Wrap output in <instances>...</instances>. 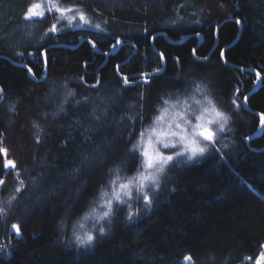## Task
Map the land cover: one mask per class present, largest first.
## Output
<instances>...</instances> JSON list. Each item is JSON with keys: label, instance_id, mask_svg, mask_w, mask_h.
Returning <instances> with one entry per match:
<instances>
[{"label": "trees", "instance_id": "16d2710c", "mask_svg": "<svg viewBox=\"0 0 264 264\" xmlns=\"http://www.w3.org/2000/svg\"><path fill=\"white\" fill-rule=\"evenodd\" d=\"M37 1L0 0V91L5 93L0 149H7V156L0 154V180L6 184L0 186V207L11 201L8 215L0 217V264H187L188 255L193 264H258L264 253V150L255 148L264 146V135L246 142L260 116L243 106L257 74L241 68L262 73V85L248 105L264 113V0H56L84 13L88 23L81 20L75 27H60V11L53 9L24 19ZM230 17L239 18L243 30L224 51L226 62L221 50L235 40L239 25L224 21L213 49V24ZM53 24L56 32L49 31ZM199 33L204 40L194 56ZM150 34H158L153 41L158 52ZM81 37L87 40L77 48L47 49L44 77L38 50L78 44ZM117 39L124 44L107 55ZM159 52L167 62L163 73L127 76L161 68ZM13 61L26 62L44 79L33 80ZM121 77L129 78L127 84ZM192 81L208 90L206 100L228 117L223 120L227 144L218 142L206 155L176 167L165 165L150 186L159 184L155 192L146 187L148 181L143 185L151 197L148 208L137 201L136 189L130 200L121 196L131 205L127 208L113 193L125 178L144 170L143 137L165 107L172 109L163 99L173 104L179 99L183 112L198 109V97L205 99L185 91ZM69 91L75 96L64 103ZM132 151L139 153L135 161ZM6 160L15 168H5ZM110 180L117 182L110 186ZM25 187L26 192L17 191ZM101 191L108 192L112 212L102 221L89 216L94 239L90 246L80 245L75 226L92 208L100 214ZM14 223L21 226L19 235L11 231Z\"/></svg>", "mask_w": 264, "mask_h": 264}, {"label": "snow or ice", "instance_id": "6c2138e0", "mask_svg": "<svg viewBox=\"0 0 264 264\" xmlns=\"http://www.w3.org/2000/svg\"><path fill=\"white\" fill-rule=\"evenodd\" d=\"M37 7H39V5H31V6H29L27 11L25 12L24 19H28L30 17H33L34 15L43 16L44 15L43 13H37V12L34 11V9L37 8ZM59 11H61L63 13V12L73 11V9L65 8V9H59ZM76 11L79 13V19L84 21L85 23H88V21L85 20L84 13L83 12H79V9H76ZM67 19H68L69 22H71V21L76 20L77 16H68ZM233 19H234V22L236 24L242 25V22H241V20L239 18H233ZM196 22L198 23L199 21H196ZM105 23H107V22L105 21ZM94 27L99 29L100 25L99 24H95ZM213 27L216 30L214 32V35H216L218 33V31H219L220 25H217V24L214 23ZM49 31L50 32H56L57 31L56 25L53 24L52 28L49 29ZM144 31H147V30L145 29ZM150 39L154 41L156 39V37L150 34ZM121 44H122V41L117 39L116 44H113L112 48L115 49L116 47L120 46ZM46 52H47V49L38 50L37 58L39 59V58L43 57V58L46 59ZM29 55H33V53H29ZM158 55H159V57L161 59L164 58V54L163 53H159ZM193 55H196V50L195 49H193ZM173 59H174V61L177 64L179 63V57H174ZM207 59H208V57H204L203 61H206ZM221 59L222 60L224 59V50H221ZM120 67H121L120 65H116V68L118 70V75H119ZM159 71H160V69H157L156 70V74H158ZM140 75L145 77V78L148 77L147 73H142ZM121 79H123L126 84H127L128 80H129L128 77H121ZM145 82H147V79H145ZM136 83H139V81H136ZM93 87H95V86H93ZM185 91L186 92L194 91V92H197V93H202L204 91V88L199 83H197L196 81H192L191 84L188 86V88L185 89ZM236 92L239 93L240 89L237 88ZM74 96H75V93L72 92V91H69L67 93V96L65 97L64 103H67V97H74ZM247 100H248V97L245 96L244 97V101L246 102ZM77 103H80V102L78 101ZM83 103H87V98H85L83 100ZM197 103H199V102H197ZM208 103L211 104V101H208ZM163 104L168 105L169 107H172V108H176L177 105L181 104V101L179 99H177L176 103L173 104V103H171L170 99H163ZM62 110H63V104L61 105V111ZM205 111L206 112H212L217 117H221L225 122H227L228 117L223 115V113L216 111V109L214 107L213 108H206ZM167 112H168V107H165L162 110L161 116L157 117V119L158 120L163 119L164 114H166ZM55 115H56V113H53V116H55ZM184 115L185 114L182 111L181 112H177L173 118L174 119L183 118ZM259 115H260V124L262 126H264V113H260ZM184 122H185V124L190 123L187 120H185ZM33 126L38 131L41 130L40 129V125L38 123L33 122ZM175 127H176V131H174L172 133V135L179 137L181 142H186L187 147H185L183 153H177L175 158L172 155H169L166 158H161L160 163L156 166L157 167V171H163L165 164H169L170 163L171 167H176L177 165H179L181 163H184L186 161H192L193 158L196 157L198 153L199 154H203L205 152V148L196 146V144H197V139L196 138H197L198 135H203V137L205 138L206 141H212L213 140V134L210 131H208L207 129H204L203 132H197L198 128H203L202 124L194 125L191 128V130H189L187 127H183L180 123H177L175 125ZM224 128H225V124L221 123L219 125V130L221 132H223ZM141 135H143V133H141ZM37 142H39V137L38 136H37ZM136 147H137L136 145H133V149H135ZM165 147L166 148L167 147H173L174 148V146H170V145H165ZM225 147H227V145H225ZM187 152H190V155H187L185 157V153H187ZM0 154H3L4 156H7V149H0ZM130 155L133 157V160L135 161L138 158L139 153L135 152V151H132V152H130ZM144 155L147 156L148 153H144ZM15 166L16 165L14 164V162L12 160H6V163L4 165L5 168H15ZM140 167L142 169H144V171H139L138 174L136 176H134V177L125 178L127 180V182L119 184V188L121 190L127 189V191L124 192V195L127 196L128 199L130 200L132 198L131 189H132V187L134 185L136 190L139 193V195L136 198L137 201H143L145 203V207L147 209L148 206L151 204V197H149L145 193L143 185L147 181H152V182L156 181V176L152 172V169L154 167L152 159L149 158L146 163H141ZM114 171L116 173H118L119 169H116V170L109 169L110 173H113ZM119 179H120V177L117 175V180H119ZM116 182L117 181L110 180L109 181V185L110 186H114L116 184ZM0 186L6 187L5 181L0 180ZM158 188H159V184L155 183V187H150L149 191L155 192ZM27 190L28 189L25 187L23 189H18L17 191L26 192ZM99 195H100L101 200H103V198L108 195V192L107 191H101L99 193ZM116 198L122 204H124L127 208L131 209V205L128 204V202L126 200H121L120 199V193L119 192L116 193ZM3 203H4V206L0 207V217L7 216L8 215V209H10V207H11V201H7V202H3ZM104 203L107 205L108 210L104 211L102 216H97L96 215V208H92V210L89 213L85 214L83 219L87 220L89 216H95V218L99 221L100 219H103L104 217H109V214L112 212V202L110 200H105ZM132 215H133V213L131 211H129L128 218L131 219ZM20 227H21L20 224H16V223L11 224L12 233L16 234V235H19L20 234ZM81 227H83L82 224H81ZM104 231H105V229L102 226L98 229V232L101 233V234H103ZM75 239L79 242L80 245H88V244H90L93 241L94 237H93V234L91 232H86L83 236H81L79 234H75ZM261 258H264V253H261ZM184 260L187 262V264H193L191 255L186 256L184 258Z\"/></svg>", "mask_w": 264, "mask_h": 264}, {"label": "rangeland", "instance_id": "374dc122", "mask_svg": "<svg viewBox=\"0 0 264 264\" xmlns=\"http://www.w3.org/2000/svg\"><path fill=\"white\" fill-rule=\"evenodd\" d=\"M33 5H39V7L35 8L34 11L37 13H43L44 15L46 14L47 10L49 9H53V10H59V9H65V8H70L71 7H67L64 6L63 4H61L60 2H57L56 0L51 1V5H49V0H40L37 1L36 3H34ZM43 15V16H44ZM68 16H77V19L74 21L69 22L67 17ZM42 16H36L34 15L33 17H30L29 19H33V18H41ZM86 20V19H85ZM81 20L79 19V13L77 11H75V9H73V11L70 12H61L58 14V24L60 25V27L66 26V27H75L76 24L75 22H80ZM16 33H20L19 31ZM118 50L117 48L113 49L112 51H116ZM210 91V89H209ZM197 93L192 91L191 95ZM200 95H204L205 99L204 100H199V97L197 98L196 103L199 101L200 103V107H198V109H194L193 107L190 109H186L187 112H184V117L183 118H176L174 119L173 117L175 116V114L177 112H181L182 111V106L180 107H176V108H172L169 109L168 112L166 114H164L163 119H160L157 121L156 126L154 125L153 130L150 131L147 136L144 138L143 137V150L144 153H148L147 156H143L145 157V162H147V160L149 158L152 159L154 167L152 169V172L155 174V176L159 175L161 176V174L163 173V171H157V165L160 163L161 158H166L169 155H172L174 157H176L177 153H183V150L185 149V147H187L186 142H181L180 138L177 136H173L172 133L174 131H176V127L175 125L177 123H180L183 127H187L189 130H191V128L194 125L197 124H202L203 128H198L197 132H203L204 129H207L208 131H210L213 134V140L212 141H206L205 138L203 137V135H198L197 136V147H204L205 148V152L203 154H197L196 158L202 157L204 155H206L210 150H212V146H217L218 142H224V144H227L226 141L229 139V136L227 138V126L224 128V131L221 132L219 130V125L223 122V119L221 117H217L214 113L212 112H206L205 109L206 108H215L216 111L218 112H222L221 108H218L216 105H212L209 104L208 101L206 100L207 98H209V92L208 90L206 91L204 89V91L202 93H198ZM189 95V96H191ZM193 98V95H192ZM206 100V101H205ZM190 104H193V101L188 100ZM210 101V100H209ZM183 112V111H182ZM187 113V114H186ZM223 115H225L223 113ZM226 116V115H225ZM159 117V116H158ZM185 120L189 121L190 123L185 124ZM227 138V139H226ZM165 145H170V146H174L173 147H167L169 150H167V148L165 147ZM166 149L165 151L163 149ZM178 148L176 151L175 149ZM189 153V152H188ZM190 154V153H189ZM168 165V164H165ZM164 165V167H165ZM144 171V170H142ZM147 174V173H146ZM154 182H150L148 181L146 184V187H150L151 185H153ZM136 189L135 186L133 185L132 189ZM127 191V189L125 190H121L119 189V193H120V199L121 196H124V192ZM113 196H116V194L113 193ZM112 196V197H113ZM126 198H128L127 196H125ZM109 197H105L103 198V200H101V212L98 215L96 213L97 216H102L103 214V210L107 211L108 207L107 205L103 202L105 200H109ZM103 204V206H102ZM72 208L70 211H68L66 213L67 216L72 217ZM89 219H94L92 217H88L87 220H82L80 223L78 222L77 225L75 226L77 229H79L81 232V236L84 235L86 232H91L93 234L92 228L93 227L90 223L88 224V220ZM102 221V219H101ZM81 224L83 225V227H81ZM63 227H61V231H62ZM89 245V244H88ZM90 246V245H89ZM258 264H262L263 263V258H261V256L258 258L257 262Z\"/></svg>", "mask_w": 264, "mask_h": 264}, {"label": "water", "instance_id": "95a60500", "mask_svg": "<svg viewBox=\"0 0 264 264\" xmlns=\"http://www.w3.org/2000/svg\"><path fill=\"white\" fill-rule=\"evenodd\" d=\"M233 18H235V17L227 18V19L221 21L219 25L221 26V24H222L224 21H226V20H234ZM241 22H242V21H241ZM242 30H243V23H242V25H239V33H238L237 37L235 38V40H233V42H231L229 45H227V46L223 49L224 51L226 50L227 47L233 45V44L239 39ZM160 34H162V35H166L164 32H160ZM157 35H158V34H156V35H154V36H157ZM216 35H217V41H216V44H215V46L213 47V49L217 46V44H218V40H219V38H218V33H217ZM191 36H192V34L187 35L184 39L181 40V42L187 40V39L190 38ZM197 36H199V37L201 38V40H200L199 44L194 48L195 50L197 49V47H198V46L203 42V40H204V36H203V34L199 33V34H197ZM85 40H87L86 37H81V38H79V42H78V44L56 43V44H50V45H49L47 48H45V49H50V48H52V47H70V48H77V47H79V46H80ZM169 41H173V40H172V39H169ZM92 44H93L96 48L98 47L96 43L92 42ZM123 44H124V42H122V44H121L120 46H118L117 49L119 50ZM152 47H153L154 51L158 52V51L155 49V47H154L153 40H152ZM213 49H212V50H213ZM118 50H116V51H111V52H106V53H107V55L115 54ZM159 53H161V52H159ZM192 54H193V51H192ZM194 56H196V55H194ZM208 57H209V56H208ZM223 60L226 61L225 59H223ZM126 61H127V60H126ZM126 61H125V62H126ZM13 62H14V61H13ZM44 62H45V67H46V74H45L44 77H46V75H47V71H48V57H47V53H46V59L44 58ZM125 62H124V63H125ZM226 62H227V61H226ZM14 63H15V65H17V66H20V67H22V68H26V69L30 72V76L32 77L33 80H35V81H42V80L44 79V77H43V78H38V77L35 75L33 69H32V68H31L26 62H24V61L22 62V61H21V62H14ZM122 63H123V62H122ZM122 63H120L119 65L121 66ZM166 66H167V62H166L165 58H163V64H162V67L159 68L160 71H159L158 74H156V70H155V71L142 72V73H147V74H148V77L157 76V75H160L161 73H163V72L165 71ZM241 69H242L243 71L247 72V73H256V74L258 75L257 83H256L255 87H254L252 90H250V91L245 95V96L248 97V100H249V97H250L252 94H254L255 92H257V91L259 90V88L261 87V85H262V81H263L262 73H261L258 69H256V68H245V67H244V68H241ZM142 73H137V74H133V75H127V76H128V77H131V76H134V77H143V76L140 75V74H142ZM4 98H5V93L3 92V93H2V96H1V99H0V103L4 100ZM248 100H247L246 102L243 100V106H244V108H245L247 111H249V112H251V113H254V114L257 115V116H260L259 114H260L261 112L254 111V110H252V109L249 107V105H248ZM263 135H264V126H262V125L260 124V122H259L258 127H257L252 133H250V135H248V136L246 137V142H247L248 145H250V142L256 140L257 138H260V137L263 136ZM253 149H254V148H253ZM255 150H257V151L264 150V146H263L262 148H259V149L255 148Z\"/></svg>", "mask_w": 264, "mask_h": 264}, {"label": "flooded vegetation", "instance_id": "af4514ba", "mask_svg": "<svg viewBox=\"0 0 264 264\" xmlns=\"http://www.w3.org/2000/svg\"><path fill=\"white\" fill-rule=\"evenodd\" d=\"M1 96H2V92L0 91V98H1Z\"/></svg>", "mask_w": 264, "mask_h": 264}]
</instances>
